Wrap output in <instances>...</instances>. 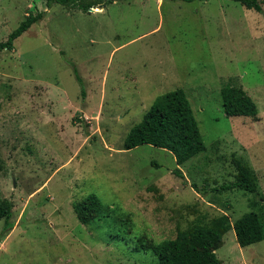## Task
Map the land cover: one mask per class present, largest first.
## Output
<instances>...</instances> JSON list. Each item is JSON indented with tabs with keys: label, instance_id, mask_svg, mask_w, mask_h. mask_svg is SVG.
Wrapping results in <instances>:
<instances>
[{
	"label": "rangeland",
	"instance_id": "1",
	"mask_svg": "<svg viewBox=\"0 0 264 264\" xmlns=\"http://www.w3.org/2000/svg\"><path fill=\"white\" fill-rule=\"evenodd\" d=\"M48 1L0 0V43L45 12L0 54V203L13 205L0 218V264H158L138 238L206 236L224 215L261 216L255 194L214 189L234 182L236 156L264 198V0L261 12L234 0H91L106 4L89 12ZM231 80L256 120L226 115ZM179 88L207 150L184 166L152 145L125 150L155 100ZM91 194L109 212L85 225L74 208ZM216 253L264 264V240L241 247L231 228Z\"/></svg>",
	"mask_w": 264,
	"mask_h": 264
},
{
	"label": "trees",
	"instance_id": "2",
	"mask_svg": "<svg viewBox=\"0 0 264 264\" xmlns=\"http://www.w3.org/2000/svg\"><path fill=\"white\" fill-rule=\"evenodd\" d=\"M123 0H110L116 2ZM177 1V0H173ZM193 2L195 0H180ZM248 9L258 12L263 10L260 0H234ZM59 4L74 10L89 12L91 8H101L105 1L91 0H49L48 5ZM45 12L30 13L14 30L6 42L0 43V54L4 50L12 51L14 42L26 33L34 24L43 19ZM80 84L82 79L75 69ZM222 105L228 117L258 118V107L242 86L234 81L227 82L221 89ZM141 145L171 152L178 166H184L192 159L207 150L199 123L194 114L192 104L186 92L179 88L158 97L146 112L140 124L134 126L124 142L125 150H132ZM236 170L234 182L215 188L219 194L233 190L252 193L264 202L260 191V183L255 171L242 158L233 156ZM176 172L181 174L180 170ZM194 188L197 186L194 184ZM199 191V190H198ZM13 205L8 201L0 203V218L10 219ZM75 212L81 223H94L99 215L109 212L95 194H91L75 206ZM250 212L231 223L230 217L224 215L212 225L214 228L207 235H199L198 230L180 232L175 239H166L156 243L145 237L136 241V250L152 252L158 264H221L217 250L222 246L225 234L233 228L237 242L241 247H248L264 240V211ZM219 223V224H218Z\"/></svg>",
	"mask_w": 264,
	"mask_h": 264
}]
</instances>
